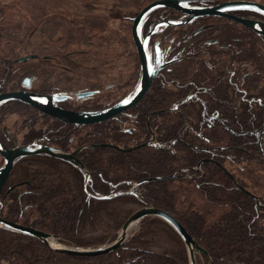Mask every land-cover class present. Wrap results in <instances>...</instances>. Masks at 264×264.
Returning a JSON list of instances; mask_svg holds the SVG:
<instances>
[{"label":"trees","instance_id":"16d2710c","mask_svg":"<svg viewBox=\"0 0 264 264\" xmlns=\"http://www.w3.org/2000/svg\"><path fill=\"white\" fill-rule=\"evenodd\" d=\"M5 7L0 5V93L22 90L23 81L33 78L39 84L35 90L42 94L100 91L76 103L84 111H98L122 99L107 84L92 86L82 81L81 63L65 57L70 45L85 43L84 32L68 31L66 40L51 41L57 45L55 63L40 58L18 63L24 56L47 55L49 46L32 50L28 46V53L19 54L23 44L17 37L34 32L33 23L19 15L17 6ZM163 13L153 14L147 25ZM61 28L56 23L54 32ZM89 46L94 47L91 42ZM192 63L193 70L181 69L176 75L165 73L158 78L129 114L102 124L77 129L19 102L3 106L1 119L20 114L34 137L47 136L56 149L98 147L79 155L91 173L90 181L73 166L51 157L19 163L9 184L24 183L19 188L23 194L13 192L9 198L13 202L1 216L58 236L67 246L97 248L113 243L134 213L153 207L174 217L207 253L197 257V264H264V207L255 199L264 196V164L257 157V142L239 135L258 129L261 115L230 108L234 97L223 89L224 72L219 71L220 77ZM222 101L226 108L218 113ZM211 114L218 119L207 122ZM151 131L155 140L147 146ZM232 170L243 180L234 176L235 183L228 173ZM243 170L248 171L249 181ZM145 180L149 181L134 194L95 198L129 192ZM0 264H189V257L180 236L166 222L147 218L130 244L92 258L62 255L36 238L0 229Z\"/></svg>","mask_w":264,"mask_h":264},{"label":"flooded vegetation","instance_id":"af4514ba","mask_svg":"<svg viewBox=\"0 0 264 264\" xmlns=\"http://www.w3.org/2000/svg\"><path fill=\"white\" fill-rule=\"evenodd\" d=\"M189 1H192V4L195 6H203V7L218 6L223 3L232 2V1H225L222 3L221 2L216 3L214 0H189ZM235 1H240V0H235ZM246 1L257 2L252 0H246ZM165 10H169V9H163L155 12V13L158 12H164V13L157 15L154 18V20L151 22V24H149L148 26L147 23L150 21L152 15L155 13H153L149 17L143 29L144 38L153 30V27L156 26L157 24L167 21H173V20L186 22L191 19V16H186L184 14L178 13L173 10H170L172 11L171 13H167ZM227 14L248 21L259 22L264 25V16L254 12L235 11V12H228ZM156 32L157 33H155L151 37V42H150V49L153 57V63L156 67L163 64H168L170 62H172V64L167 66L159 73L153 85L157 82L158 78L163 76L165 73H174L176 75L177 73H179V70L181 69H185V71H187L190 68L193 70L194 66L192 65L193 64L192 62L198 63V65L204 67L203 69H206L208 72H211L213 75L214 73L216 75H220L219 71L222 70V72H224V75L223 76L220 75V77L221 76L223 77L221 80V82H223V89L229 92L230 95H232V97H234V100L231 101L230 103V108H232L233 110H239L240 112L250 111L251 113H257V114L259 113L261 115V120L259 122L260 126L258 129L245 131L244 133H240L239 135L243 134V135L251 136L252 140L249 139V141L257 142L258 148L260 149V153L257 154V157L259 158L260 162L264 164V36L259 35L256 31L246 27L240 22L222 16L202 17L195 19L194 21H192L187 25L178 26V27H168L166 29L158 28ZM133 46H134V50H132L133 51L132 57L134 58L133 63L135 65L133 77L127 81L124 80L123 83H121L118 80H115L114 82L112 81L107 84L106 86L107 88L111 87L112 89L113 88L115 89L113 94L117 96H122V99L109 105V107L114 106L115 104L123 100L125 97H127L135 89L140 79L141 76L140 58L137 53L134 42H133ZM134 54L136 55V58ZM32 55L37 56L35 60H39L40 58L41 61L54 62L56 59V57H52L48 55H43V56H39L35 54ZM35 60L29 62H33ZM20 64H24V63H20ZM29 79H31L30 91L34 93L42 94L35 90L37 88L35 89L33 88V84H34L33 78H29ZM134 79H136V82L133 85L132 82ZM22 90H25V88L23 87ZM6 93H12V92H5L0 94H6ZM83 93H93L94 95L87 98L77 97V95ZM52 94H63L71 97L66 102L60 104V106L66 110L75 111V112H91V111H84L83 108L80 107L78 108L76 103L88 101L90 98H93V96L100 94V91L97 92L87 91V92L77 93L74 95L67 94L65 92H57ZM52 94H43V95H52ZM142 101L135 108H137L142 103ZM67 102H70V105H67ZM225 103L226 102L222 101L220 106H218V113L220 111L225 110L226 108L224 105ZM135 108L128 111L127 113L121 114L113 118L112 120L120 116L129 114ZM104 109L106 108H103L101 110ZM12 116L18 117L17 118L18 121L15 122L14 126L10 130H8L7 127H2ZM217 119L218 117L216 115L211 114L208 115L206 121L208 122ZM38 130L41 133L40 128H38ZM151 137H152V131H151ZM154 140H155V134H154ZM0 141L9 149L14 148L15 146L30 145L36 141H39L49 147L56 149L51 145L52 139L48 138L47 136L37 134V136L34 137L30 128L26 126L24 117H22L20 114L17 113H10L9 115H5L4 119H1L0 117ZM79 148H76L71 151H64V150H60V151L73 153ZM81 153L77 155V158L80 161L81 159L79 158V155ZM32 157H45V156H32ZM32 157H28V158H32ZM0 158L3 160L1 156ZM26 159H23L22 161ZM22 161H20L19 163H21ZM200 167L201 166L199 164L197 171L198 170L200 171ZM242 172L245 174L246 180L249 181L250 178L246 174V172L248 171L243 170ZM228 173L230 174V177L234 180L235 183H237L238 181L237 179L234 178V176H238L237 178L243 180L242 179L243 177L240 176L236 170H232ZM11 176L8 179L5 187L3 188L1 194V202H3L4 205L3 206L0 205V210L2 209L0 211V218L24 226L19 222L11 221L1 216L3 210L6 209L7 206L13 202L9 199L11 198V194L16 190H19V192L23 194V190H20L19 188L20 186H25L22 185L24 183H18V184L15 183L13 185H10L9 182ZM252 182L256 183V181L255 180L253 181V179ZM23 189L25 190L24 193H29V191L26 190L25 187H23ZM257 198H259L260 200V203L258 204L264 207V196L263 198L261 197H257ZM24 227H28V226H24Z\"/></svg>","mask_w":264,"mask_h":264},{"label":"water","instance_id":"95a60500","mask_svg":"<svg viewBox=\"0 0 264 264\" xmlns=\"http://www.w3.org/2000/svg\"><path fill=\"white\" fill-rule=\"evenodd\" d=\"M163 9H169L186 16H191V19L186 22L173 20L157 24L153 27V30L144 38L143 29L149 17L153 13ZM235 11L254 12L264 16V5L257 2L240 0L223 3L218 6L203 7L193 5L192 1L189 0H156L142 9V11L133 19L132 25V38L140 58L141 76L135 89L127 97H125L114 106H111L104 110L91 112H75L66 110L62 108L60 104L69 100L71 98L70 96L63 94L43 95L31 92V79L27 78L23 82V87L25 88V90L0 94V108L5 104L11 102H19L31 106L55 120H58L67 125L75 126L76 128L108 122L113 118L127 113L128 111L135 108L145 98L159 73L167 66L172 64V62H170L168 64H163L156 67L153 63L150 42L151 37L155 33H157L156 30L158 28L166 29L168 27H178L187 25L198 18L222 16L240 22L246 27L256 31L259 35L264 36V25L262 23L248 21L227 14L228 12ZM36 58L37 56L34 55L26 56L19 59L18 63H27L29 61L35 60ZM92 95L94 94L83 93L77 95V97L87 98ZM153 142L154 132L152 131V137L149 142L146 143V145L151 146ZM104 146L109 147L108 145ZM96 147L97 146L94 145H86L79 148L73 153H67L49 147L39 141L26 146H15L12 149L7 148L0 141V156L4 160L3 165L0 167V205H4V203L1 202V194L3 188L5 187L16 165L23 159L32 156L51 157L73 166L83 175L84 178L87 179V181H90L91 175L84 164L77 158V155L84 150ZM147 181L149 180L135 183L131 190L126 193H117L110 196H96L95 198L99 200H110L118 196L134 194V190ZM255 199L258 203H260L259 198L255 197ZM147 218H159L163 220L180 236L188 253L189 264H197V257L202 258L203 254H207L174 217L153 207L143 208L134 213L125 222L116 240L113 243L97 248L67 246L60 242V238L58 236L50 235L29 227H24L19 224L6 221L3 218H0V229L36 238L44 245H46L50 250L62 255L92 258L112 253L130 244L131 241L136 237L142 222Z\"/></svg>","mask_w":264,"mask_h":264},{"label":"rangeland","instance_id":"374dc122","mask_svg":"<svg viewBox=\"0 0 264 264\" xmlns=\"http://www.w3.org/2000/svg\"><path fill=\"white\" fill-rule=\"evenodd\" d=\"M154 1L156 0H0V5L17 6L16 10L19 15L25 18L28 16V20L33 23L31 27L34 32L20 38L17 37L18 41L23 44L19 49V54L22 55L28 53V49L47 45L49 46L47 47L49 50L46 51L47 55L54 57L57 50L53 49L57 45L51 41H59L69 36L66 33L68 31L71 34L74 31L84 32L85 43L70 45L65 50V57H70L78 64L81 63L84 69L80 70L79 76H85L81 78L82 81L85 80L92 86H97L95 85L97 83L106 85L108 82L115 80L124 82L133 77L135 66L132 57V50H134L133 21L127 18L136 17L142 9ZM252 1L264 4V0ZM56 23L62 24L64 29L61 28L54 32ZM41 30L42 32H39ZM89 41L94 47L89 46ZM86 78L89 79L86 80ZM132 84L134 85V82ZM38 85L34 82L33 88H38ZM105 88L102 86L103 90ZM17 118V116H12L2 127L10 130L18 121ZM1 160L0 167L3 164Z\"/></svg>","mask_w":264,"mask_h":264}]
</instances>
